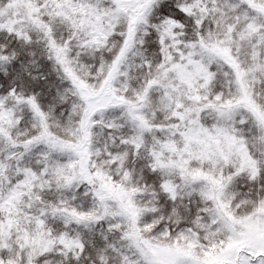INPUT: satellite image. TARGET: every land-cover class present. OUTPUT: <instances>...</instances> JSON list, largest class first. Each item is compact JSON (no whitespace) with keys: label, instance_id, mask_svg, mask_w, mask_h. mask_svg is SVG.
<instances>
[{"label":"snow or ice","instance_id":"obj_1","mask_svg":"<svg viewBox=\"0 0 264 264\" xmlns=\"http://www.w3.org/2000/svg\"><path fill=\"white\" fill-rule=\"evenodd\" d=\"M0 264H264V0H0Z\"/></svg>","mask_w":264,"mask_h":264}]
</instances>
